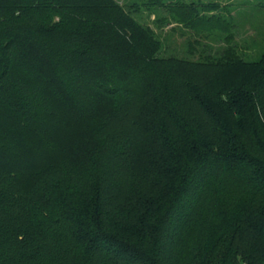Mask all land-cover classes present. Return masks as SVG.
Masks as SVG:
<instances>
[{
  "label": "trees",
  "instance_id": "obj_1",
  "mask_svg": "<svg viewBox=\"0 0 264 264\" xmlns=\"http://www.w3.org/2000/svg\"><path fill=\"white\" fill-rule=\"evenodd\" d=\"M230 6L0 0V264H264V49Z\"/></svg>",
  "mask_w": 264,
  "mask_h": 264
},
{
  "label": "rangeland",
  "instance_id": "obj_2",
  "mask_svg": "<svg viewBox=\"0 0 264 264\" xmlns=\"http://www.w3.org/2000/svg\"><path fill=\"white\" fill-rule=\"evenodd\" d=\"M123 4H138L141 7V12L145 13L147 15L148 11L143 7L145 0H119ZM190 1V0H188ZM198 1V0H195ZM205 2H214L218 1L222 5L223 4H230V10L232 11V14L235 16V21L239 22L238 27L240 30H246L250 31L248 33H252L253 36H256L255 42H256V50L252 53H247L245 55V58L248 60H256L260 57L263 49H264V0H203ZM255 15L254 19L253 16ZM237 15V16H236ZM154 18V15L151 16V19ZM258 21L257 27L260 31L263 30L262 35H258V32L256 31V27L253 28L249 26L251 22ZM251 25V24H250ZM246 33V32H245ZM186 38V37H185ZM212 45H217L215 43H211ZM186 49L185 53H181L180 55L182 57H189L190 59H193V57H190L188 52V44H185ZM164 56V53L162 54ZM167 56V54H166Z\"/></svg>",
  "mask_w": 264,
  "mask_h": 264
}]
</instances>
